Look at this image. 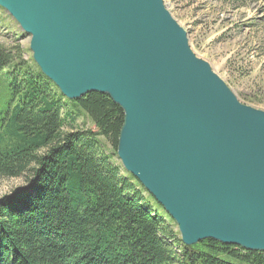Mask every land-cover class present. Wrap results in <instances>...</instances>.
Here are the masks:
<instances>
[{"label":"water","instance_id":"1","mask_svg":"<svg viewBox=\"0 0 264 264\" xmlns=\"http://www.w3.org/2000/svg\"><path fill=\"white\" fill-rule=\"evenodd\" d=\"M60 94H106L123 120L116 155L173 220L264 252V111L241 103L163 0H0Z\"/></svg>","mask_w":264,"mask_h":264},{"label":"trees","instance_id":"2","mask_svg":"<svg viewBox=\"0 0 264 264\" xmlns=\"http://www.w3.org/2000/svg\"><path fill=\"white\" fill-rule=\"evenodd\" d=\"M23 54L0 45V178H24L0 195V264H264L212 239L184 245L113 161L120 107L97 92L66 99ZM77 111L94 129L76 128Z\"/></svg>","mask_w":264,"mask_h":264},{"label":"rangeland","instance_id":"3","mask_svg":"<svg viewBox=\"0 0 264 264\" xmlns=\"http://www.w3.org/2000/svg\"><path fill=\"white\" fill-rule=\"evenodd\" d=\"M163 2L172 17L187 32L193 53L209 63L241 103L264 111V1ZM29 40L16 21L0 8V45L5 48L19 45L24 52V60L30 63L32 54L28 48ZM78 113L76 128L94 129L89 118L83 112ZM66 128L69 131L70 128ZM113 161L120 164L116 155H113ZM23 183V177L0 178V195ZM234 263L245 264L238 261Z\"/></svg>","mask_w":264,"mask_h":264},{"label":"bare ground","instance_id":"4","mask_svg":"<svg viewBox=\"0 0 264 264\" xmlns=\"http://www.w3.org/2000/svg\"><path fill=\"white\" fill-rule=\"evenodd\" d=\"M69 100V99H68Z\"/></svg>","mask_w":264,"mask_h":264}]
</instances>
